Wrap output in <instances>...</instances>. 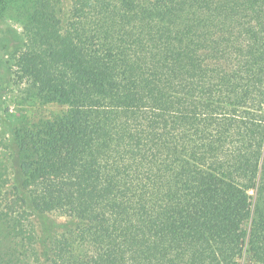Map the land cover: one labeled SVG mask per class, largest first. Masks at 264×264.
I'll use <instances>...</instances> for the list:
<instances>
[{"label":"trees","instance_id":"16d2710c","mask_svg":"<svg viewBox=\"0 0 264 264\" xmlns=\"http://www.w3.org/2000/svg\"><path fill=\"white\" fill-rule=\"evenodd\" d=\"M69 3L0 0L55 107L0 160V264H264V0Z\"/></svg>","mask_w":264,"mask_h":264},{"label":"rangeland","instance_id":"374dc122","mask_svg":"<svg viewBox=\"0 0 264 264\" xmlns=\"http://www.w3.org/2000/svg\"><path fill=\"white\" fill-rule=\"evenodd\" d=\"M69 5V0H63L64 18ZM24 41L22 28L17 23L0 18V160L5 161L8 157L6 145L12 137L14 128L47 116L55 109L50 105L29 106L23 102L20 83L13 64L15 55ZM34 220L42 234L47 230L49 234L60 232L76 222L74 218L57 213L46 214V220L43 216L35 214Z\"/></svg>","mask_w":264,"mask_h":264}]
</instances>
